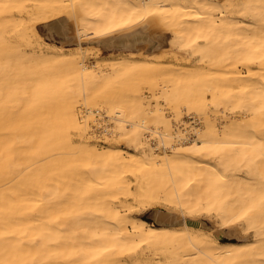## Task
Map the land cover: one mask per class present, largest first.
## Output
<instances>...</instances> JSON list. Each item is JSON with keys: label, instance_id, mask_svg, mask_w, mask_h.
<instances>
[{"label": "bare ground", "instance_id": "1", "mask_svg": "<svg viewBox=\"0 0 264 264\" xmlns=\"http://www.w3.org/2000/svg\"><path fill=\"white\" fill-rule=\"evenodd\" d=\"M0 213V264H264V0H0Z\"/></svg>", "mask_w": 264, "mask_h": 264}, {"label": "rangeland", "instance_id": "2", "mask_svg": "<svg viewBox=\"0 0 264 264\" xmlns=\"http://www.w3.org/2000/svg\"><path fill=\"white\" fill-rule=\"evenodd\" d=\"M75 26V25H73ZM171 38L172 36L169 37V39H167L163 45L158 48L157 50H155L152 54L153 56H159V57H166L165 58V61L167 64H170V65H173V62L174 59L171 57V54L174 52L173 48L174 46L176 45H173L172 44V41H171ZM50 39V38H49ZM52 39V38H51ZM56 42H59V43H62V41L60 39H54ZM66 47H67V50H72L75 46V43L74 44H69V43H65ZM89 43H86V45H88ZM24 47H26L27 45L26 44H23ZM26 49H29L31 50L30 47H27ZM177 51V46L175 48ZM141 53L140 54H146L144 53V49L142 51H140ZM179 54L181 56H186V53L183 52V51H178ZM49 53V52H48ZM47 53V54H48ZM129 51L127 50H121V49H115L113 51H104V53L101 55L102 57H107V58H116L120 55H129ZM140 57V56H138ZM196 57V56H195ZM89 61L90 63H94L96 61V58L94 57H89ZM196 61V59L193 60V63ZM50 62V61H49ZM180 63H184V62H180ZM48 64V62H47ZM54 64V63H53ZM50 65L51 62H50ZM183 68L182 69H179V70H183L184 68H188V67H194L193 64L191 65H188V64H180ZM184 71V70H183ZM182 71V72H183ZM107 73H112V74H115L117 73L115 70L111 71V69H108ZM141 78L140 77H134L130 82H136L137 80H140ZM189 88H195V87H189ZM164 105V104H163ZM154 106V104H153ZM169 106L166 104L165 105V109H164V112L170 116L171 114V111H170V108H168ZM24 115V113H22ZM21 118L23 116H20ZM19 117V118H20ZM20 118V119H21ZM25 119H27L25 116H24ZM24 118H22L21 120H19V122H23L25 123L26 121H24ZM184 119L189 122V123H192L193 125H197L199 126V123H197L190 115L188 114H185L184 115ZM108 116H106L105 114H100V113H95V120L92 121L93 123V127L91 129V133L90 135H93V134H104L108 128H109V121H108ZM26 125V124H25ZM25 125L22 127H25ZM92 126V125H91ZM21 128V127H20ZM22 129V128H21ZM24 129V128H23ZM162 127H160L159 131H162ZM156 132L157 135H160L161 132ZM188 132H192L190 129H187ZM73 135H74V139L76 142H81L83 141L84 143H90V144H99L100 146H103V145H107L109 144L111 141H113L114 144H117V145H120V146H125L127 147L128 149H132V150H135L134 149V146L130 145L129 143L127 142H120L119 140H105V138H100V136H93L92 138H89L88 141L86 140H83L79 137L78 135V132H76L75 128L73 129L72 131ZM195 135V134H193ZM143 138L144 140H149L153 145L157 146L159 145L158 142H159V138L158 136H154L152 134V131L149 127H147L145 129V133L143 134ZM163 207H167V208H170V209H174L175 211H177L179 214H183V212L175 205H171L169 203H164L162 204ZM153 208L150 207V208H147V209H143L142 211H140V213L142 214L143 217H146L147 219H149L151 222H154V220L149 217V213L151 212ZM204 217L206 219H209L211 220L212 222H217V223H221V220L219 217H217L215 214H211V215H208V214H204ZM0 220H1V213H0ZM18 225L16 224V236L14 239H9V238H5L7 232H8V228L6 229V226H2L0 225L1 229H0V252L3 253L4 256H7L9 253H16V257H18L17 260H19V257L20 256H24V247H25V241L24 239L22 238H19V232H18ZM225 239H228V240H238V237L237 236H225ZM12 242V243H11ZM170 264V263H169Z\"/></svg>", "mask_w": 264, "mask_h": 264}, {"label": "water", "instance_id": "3", "mask_svg": "<svg viewBox=\"0 0 264 264\" xmlns=\"http://www.w3.org/2000/svg\"><path fill=\"white\" fill-rule=\"evenodd\" d=\"M120 39H122V36H121V37L119 36L118 40H117V39H116V40H117V41H120ZM163 210H164V209H163ZM163 212H167V211H163ZM158 215H159V216H162L163 214H161L160 211L157 212L156 209H154L153 211H151V212L149 213L148 216L151 217L152 219L156 220V219L159 218Z\"/></svg>", "mask_w": 264, "mask_h": 264}]
</instances>
